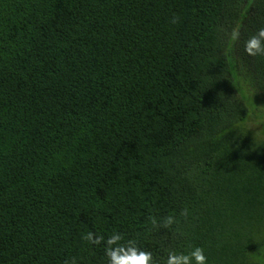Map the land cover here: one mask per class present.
Returning a JSON list of instances; mask_svg holds the SVG:
<instances>
[{"label":"trees","instance_id":"trees-1","mask_svg":"<svg viewBox=\"0 0 264 264\" xmlns=\"http://www.w3.org/2000/svg\"><path fill=\"white\" fill-rule=\"evenodd\" d=\"M261 33L264 0H0V264H264Z\"/></svg>","mask_w":264,"mask_h":264},{"label":"clouds","instance_id":"clouds-1","mask_svg":"<svg viewBox=\"0 0 264 264\" xmlns=\"http://www.w3.org/2000/svg\"><path fill=\"white\" fill-rule=\"evenodd\" d=\"M261 34L264 35V33ZM169 223H171V220H169ZM114 239H118V237H114ZM108 255L110 257V264H151L152 261L150 253L138 251L133 247L127 248L126 250H111ZM193 255L198 264H205V257L203 256L201 249H197ZM175 264H180V262L176 261ZM184 264H187L186 259Z\"/></svg>","mask_w":264,"mask_h":264},{"label":"rangeland","instance_id":"rangeland-1","mask_svg":"<svg viewBox=\"0 0 264 264\" xmlns=\"http://www.w3.org/2000/svg\"><path fill=\"white\" fill-rule=\"evenodd\" d=\"M250 128L251 129H264V118L262 119V121H257L255 119H252V123H250Z\"/></svg>","mask_w":264,"mask_h":264}]
</instances>
